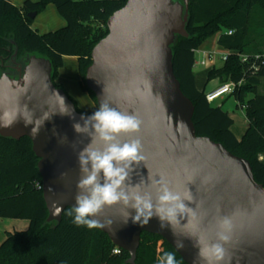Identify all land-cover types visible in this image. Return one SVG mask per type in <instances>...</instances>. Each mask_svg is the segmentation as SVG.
I'll use <instances>...</instances> for the list:
<instances>
[{
  "label": "water",
  "instance_id": "95a60500",
  "mask_svg": "<svg viewBox=\"0 0 264 264\" xmlns=\"http://www.w3.org/2000/svg\"><path fill=\"white\" fill-rule=\"evenodd\" d=\"M188 21L189 0H127L109 16L108 33L93 47L84 77L98 107L107 103L142 121L134 137L141 140L145 159L133 166L130 182L155 198L152 181L163 176L173 191L192 194L193 200L184 203L196 215L185 214L174 225L164 221L168 226L162 229L156 216L147 224L133 222L134 210L118 202L91 219L130 254L126 263H135L141 234L148 232L164 238L187 264H207L200 249L218 242V220L227 215L233 226L230 239L220 241L225 254L218 264H264V185L255 179L249 160L197 134L194 104L174 73L172 45L177 36L188 37ZM9 68L14 72L0 74V136L31 139L43 180L46 222L60 223L65 209L75 206L78 153L90 142L73 124L83 125L81 115L90 114L79 112L55 85L50 59L32 54L12 60ZM101 146L97 141L95 147Z\"/></svg>",
  "mask_w": 264,
  "mask_h": 264
},
{
  "label": "trees",
  "instance_id": "16d2710c",
  "mask_svg": "<svg viewBox=\"0 0 264 264\" xmlns=\"http://www.w3.org/2000/svg\"><path fill=\"white\" fill-rule=\"evenodd\" d=\"M126 1L25 0L17 6L11 0H0V74L9 68L12 60L21 61L35 54L50 59L52 79L57 87L64 89L55 80L63 66V57L75 56L80 86L96 102L84 77L92 62L91 52L107 35L109 16ZM49 3L56 6L66 25L40 34L33 27L34 18L29 13L38 14ZM254 18L256 24L251 27ZM186 29L188 37L177 36L172 45L173 64L183 93L194 104L197 134L209 136L233 154L249 160L255 179L264 185V162L259 159L264 153V93L260 91L264 64L253 72L249 70L251 63L243 62L239 56V53L264 54V0H189ZM228 30H233L232 34H226ZM251 31L255 34L252 37ZM217 33V45L236 53L229 55L223 66L209 70L207 80L218 77L221 83L244 81L233 92L238 106H245L248 121L241 139L232 130L234 119L230 113L221 104L209 103L206 92L199 90L195 82V50ZM76 108L90 115L99 109L97 102L89 111ZM38 161L29 137L16 140L0 136V218L30 221L25 230L7 232L0 245V264H130L126 263L130 254L123 249L115 254L116 245L106 233L97 227L74 224V208L65 209L60 223L46 222L48 209ZM70 212L73 214L69 215ZM165 253H173L176 264H187L164 238L143 232L134 264H160Z\"/></svg>",
  "mask_w": 264,
  "mask_h": 264
},
{
  "label": "clouds",
  "instance_id": "9594fccd",
  "mask_svg": "<svg viewBox=\"0 0 264 264\" xmlns=\"http://www.w3.org/2000/svg\"><path fill=\"white\" fill-rule=\"evenodd\" d=\"M61 99L64 100L63 97ZM62 114L75 119L67 111ZM80 120L83 125L75 122L73 129L77 133H86L90 142L78 153L81 178L77 184L79 192L73 209L74 224L89 228L100 226L91 217L105 205L118 202L134 210L133 222L147 224L150 218L156 216L162 222V229L168 226L164 221L174 225L185 214L187 217H195V211L184 203L193 200L192 194L189 191L183 194L173 191L163 176L152 181L156 188L155 198L151 192L142 191L139 184L133 185L130 182L133 166L145 159L141 140L134 137L142 124L137 116L122 113L107 103H101L98 110L91 115L82 114ZM122 135L133 138L122 141ZM97 141L101 142V147H95ZM232 226L230 216L219 218L218 242L209 243L200 249L199 254L207 260V264H218L223 260L225 250L220 241L227 242L230 239ZM160 264H176L174 254L165 253L160 258Z\"/></svg>",
  "mask_w": 264,
  "mask_h": 264
},
{
  "label": "rangeland",
  "instance_id": "374dc122",
  "mask_svg": "<svg viewBox=\"0 0 264 264\" xmlns=\"http://www.w3.org/2000/svg\"><path fill=\"white\" fill-rule=\"evenodd\" d=\"M57 15H58L57 13L54 15V12L52 14L48 10L47 11L42 10L34 18L32 25L35 29L37 28L38 32H41V33L43 31L46 32L48 29L44 30L45 27H48V25H54V23H56L55 19H56ZM251 24H252L251 27H253L256 24L255 18L251 21ZM218 35H219V33L208 38L202 47L205 49L216 48ZM254 35H255L254 32L251 31L250 36L252 37ZM77 70H78L77 65H75V64L72 65L71 63H69L66 65V70H64V71H62V73H60V76L63 77L64 79L68 80V82L66 84L67 86L63 87L65 89V91L68 93V95L70 97H72V99L74 100L78 109L85 112V111L90 110V108L88 106V98H89L88 96H90V95L87 92L82 90V88L80 86V79L79 80L76 79L75 74L77 73ZM78 72H79V70H78ZM208 72H209L208 67H200L199 66V67H196L194 69V73H195V76L197 78V81L202 82V83L205 80ZM58 74H59V72H58ZM213 80H215V84L221 83V81L218 77L215 79H212V81ZM261 90H264V83L260 87V91ZM82 94H85V95H82ZM218 102H222V100H218ZM237 105H238V100L235 97H230L225 101V103L223 105V109L234 114L235 121H234L233 127L238 129V130H242L244 133L246 131L247 122L245 120V117H243L241 110L239 108H237ZM243 133L241 134L240 139L242 138ZM158 244H161L160 241Z\"/></svg>",
  "mask_w": 264,
  "mask_h": 264
},
{
  "label": "crops",
  "instance_id": "0c3cea01",
  "mask_svg": "<svg viewBox=\"0 0 264 264\" xmlns=\"http://www.w3.org/2000/svg\"><path fill=\"white\" fill-rule=\"evenodd\" d=\"M11 1L15 5L21 6L25 0H11ZM33 1H37V0H33ZM44 10H46V11L48 10L52 14L54 12V15L57 13L59 16L57 15V17L55 19L56 20V23H54V25H48V27H45V29H44V30H46V29H48V30L46 32L43 31L42 33L39 32L40 34L47 33V32H49V30L50 31H55L57 29H60L62 27H65L66 20L59 14V12H58V10H57V8H56V6L54 4H52V3L47 4L46 7L44 8ZM69 63H71L72 65L75 64V65L78 66L77 57H75V56H69V57L68 56H64L63 57V66L59 70L58 77L55 80L57 84H60L63 87H66L67 86L66 84H67L68 80H66L63 77H61L60 76V73H62V71H64V70H66V65L69 64ZM75 77H76L77 80L80 79V74H79L78 70H77V73L75 74ZM195 82H196L197 88L199 90L205 91V92L211 90L214 86L217 85V84H215V80L208 81L207 80V76H206L205 80L203 81V83L202 82H198L197 81V78L195 76ZM261 91H263V93H264V90H261ZM82 95H85V94H82ZM88 97H89L88 98V106H89L90 109H92V108H94L96 106V102L90 96H88ZM230 97H235V96L233 94L227 95L226 98H224L222 100V102H219L218 104L224 105L225 101L228 98H230ZM237 108H239L241 110V112L243 114V117H245V120H246L247 126H248V121H247V118H246L245 110L242 107H239L238 105H237ZM229 113H230V115L234 119V114H232L231 112H229ZM234 121H235V119H234ZM233 125H234V123H233ZM233 125H232V130L235 133L236 137L238 139H240V136L243 133V131L234 128ZM246 129H247V127H246ZM244 133H243V135H244ZM259 159L264 162V153H261L259 155ZM29 222L30 221H28L26 219L0 218V245L5 240L6 234H7L8 231H11L12 232V231H15V230H25V229L28 228Z\"/></svg>",
  "mask_w": 264,
  "mask_h": 264
},
{
  "label": "built area",
  "instance_id": "2783aa9c",
  "mask_svg": "<svg viewBox=\"0 0 264 264\" xmlns=\"http://www.w3.org/2000/svg\"><path fill=\"white\" fill-rule=\"evenodd\" d=\"M233 30H228L226 34H232ZM236 53V51L225 50L220 48L218 45L214 49H205L203 47L195 50V61L194 69L196 67H208L209 70L213 68H219L227 61L229 55ZM243 62H250L249 70L256 72L259 70L260 65L264 64V54H241L239 53ZM244 82L228 81L225 83H220L214 86L211 90L206 92L207 101L211 104H218V100H223L227 95L233 94L235 89ZM244 109L245 106H242ZM42 187V186H38ZM115 254L121 252V248L116 246L113 250Z\"/></svg>",
  "mask_w": 264,
  "mask_h": 264
},
{
  "label": "flooded vegetation",
  "instance_id": "af4514ba",
  "mask_svg": "<svg viewBox=\"0 0 264 264\" xmlns=\"http://www.w3.org/2000/svg\"><path fill=\"white\" fill-rule=\"evenodd\" d=\"M6 70H9V71H11L12 73L14 72V70H13V69H9V68H8V69H6ZM6 70H5V71H6Z\"/></svg>",
  "mask_w": 264,
  "mask_h": 264
}]
</instances>
